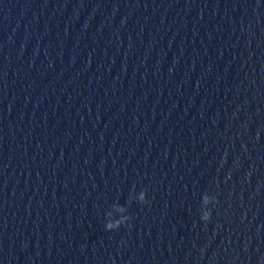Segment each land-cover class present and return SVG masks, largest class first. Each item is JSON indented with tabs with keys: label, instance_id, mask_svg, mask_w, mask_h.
<instances>
[{
	"label": "clouds",
	"instance_id": "clouds-1",
	"mask_svg": "<svg viewBox=\"0 0 264 264\" xmlns=\"http://www.w3.org/2000/svg\"><path fill=\"white\" fill-rule=\"evenodd\" d=\"M264 70V69H262ZM258 135V134H257ZM250 175V173H246V179L247 176ZM259 184L257 185V190L259 189ZM141 199H143V196L141 197ZM117 211L123 212L124 209L123 208H117ZM211 217H212V212L210 213H205L202 217L203 221L205 222V224H207L208 222L211 221ZM123 223L120 220H113L112 222H109L105 225V228L107 231H115V230H119L121 227H123ZM262 261H264V257L260 258V261L258 262V264H262Z\"/></svg>",
	"mask_w": 264,
	"mask_h": 264
}]
</instances>
